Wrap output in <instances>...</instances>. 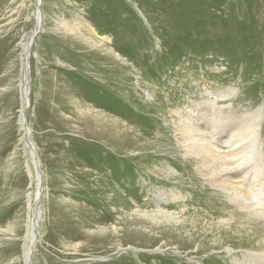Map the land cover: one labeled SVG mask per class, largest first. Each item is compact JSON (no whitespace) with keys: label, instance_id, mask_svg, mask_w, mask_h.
<instances>
[{"label":"rangeland","instance_id":"obj_1","mask_svg":"<svg viewBox=\"0 0 264 264\" xmlns=\"http://www.w3.org/2000/svg\"><path fill=\"white\" fill-rule=\"evenodd\" d=\"M202 3L212 7L205 0H0V264H264V217L245 215L199 176L185 154L194 153L186 146L192 139L175 126L176 111L203 101L218 114L211 100L235 98L248 122L261 121L264 142V108L256 112L264 107V0H221L206 17ZM77 23V33L66 31ZM86 37L108 41V50ZM230 87L235 97L222 96ZM235 120V151L255 146L245 134L250 123L243 131L242 117ZM209 123L227 139L229 123ZM260 153L264 163V146ZM164 165L176 174L167 176ZM159 199L182 221L155 224L134 214ZM133 232L156 241L121 238ZM104 234L107 248L96 249L93 238ZM176 236L178 253L170 251ZM166 239L173 243L159 251Z\"/></svg>","mask_w":264,"mask_h":264},{"label":"bare ground","instance_id":"obj_2","mask_svg":"<svg viewBox=\"0 0 264 264\" xmlns=\"http://www.w3.org/2000/svg\"><path fill=\"white\" fill-rule=\"evenodd\" d=\"M207 1L211 2L210 6H212V7L207 8L206 6H203V3H202V6L199 7V9L201 10L200 15L202 17H206L208 13H214L216 11L218 5H219V1H221V0H205V2H207ZM39 2H40V0H38V3ZM250 2H248V3H250ZM253 2H254V0H253ZM233 5H234V3H233ZM191 8L192 7H190V10H191ZM231 8H232V10H234V8L232 6H231ZM255 8H257V7H255ZM188 9H189V7H187V10ZM207 9H208V11H207ZM248 9H250V8H248ZM37 10L39 11V8H37ZM249 11H248V14H249ZM248 14H246V15L248 16ZM218 15H220V14H218ZM209 17L215 18L216 16H213V14H210ZM63 22H65V21H63ZM192 23H194L193 20H192ZM38 24H39V22H37V25ZM80 26H83V24L77 23V25L71 24V26L65 25L64 27L66 28L67 32L77 33L78 32L77 30H79ZM89 27L92 28V26H90V25L88 26V28ZM192 27H194V26H192ZM78 34L81 35V33H78ZM87 39H90V38L86 37L85 40L87 41ZM106 39L109 40L110 38L109 39L106 38ZM90 41H91L90 45H92L93 47H98L100 49H104L105 51L108 50V46L105 45L106 43H108V41L92 40V39H90ZM0 52H1V48H0ZM22 60H23V58H22ZM23 61H24V63H23V68H22V78L20 80V87L22 90V92H21L22 97L24 95L23 106L25 107L27 104V98L25 96H26V93L28 92V77H29L28 76L29 61H28V58H26V55L24 56ZM231 90H233V87H230L229 89H225L222 92V96L235 97V95L231 92ZM216 96H218V95H216ZM216 96L213 98L216 99ZM234 99L235 98H232L231 101H229L225 104H219L218 103L219 100H211L213 106L220 107L218 114H213L211 109L205 108V106H203V101L201 103L202 108H200V109H197L194 105V108L192 110L176 111V114L178 116L177 119L179 122H177L175 124V126H176L177 131L179 130L180 132H182L185 137L186 136L191 137L192 143H194L195 141H196V143H198L197 146H192V143H191V145L187 144L186 145L187 147H192L194 149V153L191 154L188 151H185V154L188 156L187 161H190V162H192L198 166V168H199L198 170L200 172L199 176H201L207 184H209L215 188H218L229 201L236 204L238 207H240L241 210H244L245 215L252 216V217L255 215H259V216L264 217V176H263V174H264V163H263L262 154L260 153V150H263L264 142L261 138V130H262L261 121L259 119H256V120H253L251 122H248V118L243 117L245 115V112L247 111V108L239 106L238 110H235V105H233V103H232V101ZM263 108H264L263 106L257 108L256 112H258L259 110L263 111ZM22 110H24L23 107H22ZM80 112L89 113L90 111L88 110V111H80ZM237 116L242 117L241 125L245 124L244 126H242L240 128V130L244 131L245 128L247 127V123H250L248 126V130L245 134L248 136V138L251 141L253 138L255 140H257V144L255 146L251 145V147L249 149H244L243 151L240 150L239 152L235 151L234 146L232 144H230V139L232 137V133L234 132L237 125L239 124L235 120ZM103 117H105V116H103ZM211 120L215 121L219 125H222L223 123H225V124L229 123L228 128H227V133H226V135H228V137L226 140H222L221 136L217 135L216 132H213L209 128L206 127L207 124H209L212 127V124L209 123V121H211ZM86 123H88V122H86ZM91 123H93V122H91ZM110 127H112V126H110ZM22 128H23V125H22ZM108 129H110V128L108 127ZM102 132L100 134H102ZM108 133H107V140H110L111 137L109 138ZM110 133H112V131ZM94 134H95V132H94ZM27 135H28V132H27ZM184 136L182 135V138L184 140H186ZM179 140H182V139H179ZM239 141H242V139H239ZM185 143H186L185 141H182V144H185ZM222 143H228V145L225 146ZM120 144H121V142H120ZM114 146H118V143H117V145H114ZM116 148H119V147H116ZM32 155H33V151H32ZM163 169H164L163 171L165 172V174L167 176H169L171 174H176V172L173 171V168L168 167L166 165H164ZM163 196H166V194L163 193ZM182 197L183 196H181V194L174 193V200L177 201V199H180V198L182 199ZM181 211L183 212V210H181ZM135 213H138V216H143V217L148 218V220L153 221L155 224H158L159 222L164 220L166 222H169V224L171 225L173 223H178V221L181 220L180 219L181 217L179 218L175 211H169V210L161 207V200L160 199L156 201L155 209H151V210L138 209V211L137 212L135 211L134 214ZM98 227H100V225H98ZM112 231L114 234L119 233L117 230V227H113ZM100 232L101 233L105 232L104 227H102L100 229ZM122 236H123V238H122ZM176 237L178 238L179 241L175 240V243H173V242L168 243V241L170 239L164 240V243H163V245H161L159 251H162L163 250L162 248H165V247L169 246V244L173 243L172 248L170 245V249H171L170 251H173V249H175L176 251H174V252H176V253L180 252L178 250L182 249L180 247L182 241H181L180 237H178V236H176ZM121 238L124 241H126V240L127 241H133V242H135V244H140V245L142 244V245H147V246L153 245V243L156 241L155 238L148 239L147 236L140 234L139 232H133V234L129 233L127 235L125 233H123V235H121ZM157 238L161 239L162 236L157 237ZM88 239H90V238H88ZM31 240H32L31 246H33V243L35 240L33 239V237H31ZM93 240H94V242H92V241L91 242L94 244V247L96 249H100V248L105 249V248H107V246L109 244V242L107 241V237H105V234L98 236V237H95V238H93ZM172 241H173V239H172ZM182 246L185 247V244L183 243ZM206 248L207 247L205 245H203L202 250H206ZM241 251L244 253L243 256L251 255V257H252V254H253L252 251L251 252L246 251V250H241ZM233 253H234V250L232 249L230 254H233ZM237 259L238 258H235V260H237ZM235 260H234V262H235ZM26 261H27V259H26ZM28 264H30V263L28 262Z\"/></svg>","mask_w":264,"mask_h":264},{"label":"water","instance_id":"obj_3","mask_svg":"<svg viewBox=\"0 0 264 264\" xmlns=\"http://www.w3.org/2000/svg\"><path fill=\"white\" fill-rule=\"evenodd\" d=\"M39 206H37V208H38Z\"/></svg>","mask_w":264,"mask_h":264}]
</instances>
